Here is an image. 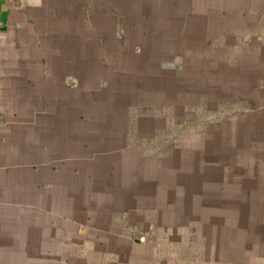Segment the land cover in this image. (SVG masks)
<instances>
[{
  "label": "crops",
  "instance_id": "obj_1",
  "mask_svg": "<svg viewBox=\"0 0 264 264\" xmlns=\"http://www.w3.org/2000/svg\"><path fill=\"white\" fill-rule=\"evenodd\" d=\"M263 224L264 0H0V264H264Z\"/></svg>",
  "mask_w": 264,
  "mask_h": 264
},
{
  "label": "rangeland",
  "instance_id": "obj_2",
  "mask_svg": "<svg viewBox=\"0 0 264 264\" xmlns=\"http://www.w3.org/2000/svg\"><path fill=\"white\" fill-rule=\"evenodd\" d=\"M237 212H233V213H229V214H227L228 216H229V219L230 220H232V221H236V223H237V225L238 226H240V230L241 229H245L251 222H252V220L249 218V217H242V216H238L237 214H236ZM261 214H262V212H261ZM231 223V222H230ZM263 226H264V224H263ZM263 226H261V227H263ZM230 229H231V231H230ZM230 229H228V234L231 236V239L233 240V238L232 237H235V239H237V241L238 240H240L241 242H244L245 244L246 243H248L249 241H252V239H251V236H253L254 234H255V232H252L251 233V230L253 229H251L249 226H248V229L250 230V233H244V232H240L239 233V237H240V239L239 238H237V236H236V230L235 229H232V228H230ZM263 236V235H262ZM263 238H264V236H263ZM255 239V238H254ZM204 242L205 240L204 239H202V238H194L193 239V242H194V244L196 243H198V242ZM237 244V243H236ZM261 247L259 248L260 249V255H262L263 256V262H264V239H261V245H260Z\"/></svg>",
  "mask_w": 264,
  "mask_h": 264
}]
</instances>
